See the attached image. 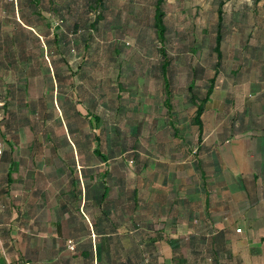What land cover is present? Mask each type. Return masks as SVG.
I'll use <instances>...</instances> for the list:
<instances>
[{
  "label": "crops",
  "instance_id": "crops-1",
  "mask_svg": "<svg viewBox=\"0 0 264 264\" xmlns=\"http://www.w3.org/2000/svg\"><path fill=\"white\" fill-rule=\"evenodd\" d=\"M21 5L0 0V264H264V31L198 126L126 52L45 63L50 13Z\"/></svg>",
  "mask_w": 264,
  "mask_h": 264
},
{
  "label": "trees",
  "instance_id": "trees-1",
  "mask_svg": "<svg viewBox=\"0 0 264 264\" xmlns=\"http://www.w3.org/2000/svg\"><path fill=\"white\" fill-rule=\"evenodd\" d=\"M19 1L20 6L23 4V9L39 5L50 13L48 31L52 38L42 40L39 37V44L49 47L42 53L45 63L51 64L55 61L53 57L57 61H65L68 55L73 57V62L87 61L83 52L88 47L95 53L103 49L108 58L112 56L114 49L117 54L126 52L127 58L124 60L148 62L152 64L153 70L159 68L167 109L165 119L169 122L170 117L177 113L172 102L176 86L179 92H184L194 108L193 120L198 126L201 124L200 115L217 84L218 74L222 76L221 73L224 72L229 78L234 76L233 73H242L246 68L247 58L259 55L260 33L264 31V16L259 17L252 10L251 14L247 5H234L230 11L223 10V1L219 2L215 22L211 23L208 30H204V35H195V31L191 29L186 41L181 36L179 38V32L167 19L163 10L165 0H152L146 18L140 16L141 12L134 13L133 17L138 24L136 27L128 23L131 19L127 18L126 21V16L130 15L114 6L115 0H16V3L19 4ZM251 3L254 6L261 4L264 9V0H252ZM135 22L132 23L136 24ZM52 26L54 29L51 31ZM236 33L240 39V47L233 49L227 46L226 40ZM204 40H209L208 46H201V41ZM52 46L58 48V53ZM201 47L205 53L198 54ZM81 51L83 52L79 55ZM139 52L141 58L136 55ZM229 63L231 68L227 72L225 69ZM181 75L186 76L187 83H179L177 86L176 80H181Z\"/></svg>",
  "mask_w": 264,
  "mask_h": 264
},
{
  "label": "rangeland",
  "instance_id": "rangeland-1",
  "mask_svg": "<svg viewBox=\"0 0 264 264\" xmlns=\"http://www.w3.org/2000/svg\"><path fill=\"white\" fill-rule=\"evenodd\" d=\"M151 1L152 0H115L114 6L120 11H124L130 15L126 16V21L127 18L131 19L128 23L136 27L138 24L135 22L137 20L133 17V14L141 12L140 16H145L146 18L149 14ZM220 1H223V10L230 11L234 5L240 7L247 5L249 7L248 12L252 10L253 12H257L259 17L264 16V9L260 6L261 4L254 6L251 3L252 0H165L163 3V10L167 19L173 23L175 29L179 32V38L181 36L183 37L182 39L186 41L190 36L191 29L195 31V35H204V30H208L211 23L216 20V11ZM261 8L262 10H260ZM124 16L125 15H122V17ZM138 21L140 22V19ZM196 39L198 40L199 37H196ZM199 40H201V38ZM207 41L209 40L201 41L203 44L201 46H208L209 42ZM238 41H240V39H238L236 35H233L226 40V44L227 46L233 47L234 45H238ZM203 47L198 51V54L205 53L203 52ZM251 77L252 75L248 74L246 76H239L237 79L239 83V85L237 84V88H240V86L244 84L248 78L251 79ZM184 80L187 82L186 76L181 75L180 83H183Z\"/></svg>",
  "mask_w": 264,
  "mask_h": 264
},
{
  "label": "built area",
  "instance_id": "built-area-1",
  "mask_svg": "<svg viewBox=\"0 0 264 264\" xmlns=\"http://www.w3.org/2000/svg\"><path fill=\"white\" fill-rule=\"evenodd\" d=\"M2 144H1V142H0V155H1V153H2ZM236 231H240V229L238 228V229H236ZM70 248H72V245L70 244ZM16 264H31V263H29V262H21V263H16Z\"/></svg>",
  "mask_w": 264,
  "mask_h": 264
}]
</instances>
